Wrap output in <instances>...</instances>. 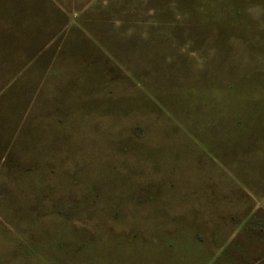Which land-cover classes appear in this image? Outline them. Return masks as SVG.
Wrapping results in <instances>:
<instances>
[{
  "label": "rangeland",
  "instance_id": "374dc122",
  "mask_svg": "<svg viewBox=\"0 0 264 264\" xmlns=\"http://www.w3.org/2000/svg\"><path fill=\"white\" fill-rule=\"evenodd\" d=\"M0 264H264V0H0Z\"/></svg>",
  "mask_w": 264,
  "mask_h": 264
}]
</instances>
